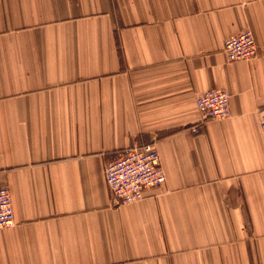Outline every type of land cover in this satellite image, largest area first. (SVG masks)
<instances>
[{
	"label": "crops",
	"instance_id": "crops-1",
	"mask_svg": "<svg viewBox=\"0 0 264 264\" xmlns=\"http://www.w3.org/2000/svg\"><path fill=\"white\" fill-rule=\"evenodd\" d=\"M211 90L230 115L199 125ZM263 110L264 0H0V264H264ZM150 144L164 184L111 204L105 167Z\"/></svg>",
	"mask_w": 264,
	"mask_h": 264
},
{
	"label": "built area",
	"instance_id": "built-area-1",
	"mask_svg": "<svg viewBox=\"0 0 264 264\" xmlns=\"http://www.w3.org/2000/svg\"><path fill=\"white\" fill-rule=\"evenodd\" d=\"M222 52L229 62L253 59L258 47L251 30H245L223 42ZM200 124L207 120H221L229 117V95L221 90L205 91L195 98ZM258 126L264 132V110L258 114ZM198 132V127L191 129ZM105 182L109 190V200L115 206L140 201L149 189L159 188L165 182L157 148L146 145L130 148L107 164L104 169ZM13 207L7 188L0 187V229L14 225Z\"/></svg>",
	"mask_w": 264,
	"mask_h": 264
}]
</instances>
